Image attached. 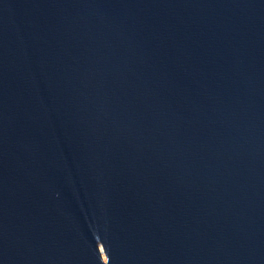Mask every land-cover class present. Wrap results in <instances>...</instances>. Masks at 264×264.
<instances>
[{"label":"water","instance_id":"water-1","mask_svg":"<svg viewBox=\"0 0 264 264\" xmlns=\"http://www.w3.org/2000/svg\"><path fill=\"white\" fill-rule=\"evenodd\" d=\"M0 264H264V0H0Z\"/></svg>","mask_w":264,"mask_h":264}]
</instances>
